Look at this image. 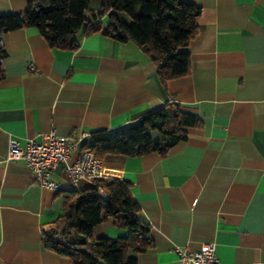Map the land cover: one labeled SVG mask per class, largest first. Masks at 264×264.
I'll use <instances>...</instances> for the list:
<instances>
[{
	"label": "crops",
	"instance_id": "1",
	"mask_svg": "<svg viewBox=\"0 0 264 264\" xmlns=\"http://www.w3.org/2000/svg\"><path fill=\"white\" fill-rule=\"evenodd\" d=\"M180 1L201 8L199 30L186 46L189 72L166 84L135 42L105 32L107 13L96 19L100 30L76 31L75 50L51 47L36 27L3 33L0 264H71L42 240L63 211L66 190L92 183L72 187L58 162L51 178L62 189L40 186L26 163L6 160L10 138L41 142L54 129L75 143L73 160L94 131L115 132L168 103L196 116L186 139L164 154L102 158L100 179L129 182L140 219L150 225L153 246L136 255L137 264H180L176 247L196 250L203 242L215 244L220 264H264V0ZM26 5L0 0V14ZM88 8L95 23L100 0ZM98 193L108 195L102 187ZM127 233L109 216L92 237Z\"/></svg>",
	"mask_w": 264,
	"mask_h": 264
},
{
	"label": "trees",
	"instance_id": "2",
	"mask_svg": "<svg viewBox=\"0 0 264 264\" xmlns=\"http://www.w3.org/2000/svg\"><path fill=\"white\" fill-rule=\"evenodd\" d=\"M89 1L26 0L24 12L0 14V79L6 56L3 33L36 27L51 47L75 50L76 31L82 26L89 31L100 30L101 21L96 19L105 13L109 18L105 32L117 40L135 42L155 64L163 84L189 72L191 58L186 46L199 30V6L180 0H100V10L91 13L96 20L93 23L87 15ZM118 13L125 14L129 21ZM197 123L196 116L183 112L177 103H168L115 132L94 131L85 149L100 158L108 154L139 156L151 151L164 154L187 138L186 127ZM151 131L160 132L163 139L154 141ZM99 187L108 192L106 198L98 193ZM140 212L129 182L96 179L88 186L66 190L63 211L42 241L46 248L67 256L71 264H137L136 255L153 246L150 225L140 219ZM109 216L128 231L127 235L93 238L94 226Z\"/></svg>",
	"mask_w": 264,
	"mask_h": 264
},
{
	"label": "built area",
	"instance_id": "3",
	"mask_svg": "<svg viewBox=\"0 0 264 264\" xmlns=\"http://www.w3.org/2000/svg\"><path fill=\"white\" fill-rule=\"evenodd\" d=\"M71 137L59 135L54 129L43 136L41 142L33 140L22 145L17 139L8 140L6 160H22L32 170L35 181L42 187L59 191L60 183L52 178V172L58 162H63V172L72 187L81 181H94L103 177V159L90 149L81 150L70 160V152L75 149ZM180 264H220L213 242H203L196 250L175 248Z\"/></svg>",
	"mask_w": 264,
	"mask_h": 264
},
{
	"label": "rangeland",
	"instance_id": "4",
	"mask_svg": "<svg viewBox=\"0 0 264 264\" xmlns=\"http://www.w3.org/2000/svg\"><path fill=\"white\" fill-rule=\"evenodd\" d=\"M91 7H93V4H92V3H91ZM94 11H95V13H96V12H98V10H97V9H96V10H94ZM87 15H88L89 17H91V15H90V13H89V12L87 13Z\"/></svg>",
	"mask_w": 264,
	"mask_h": 264
}]
</instances>
